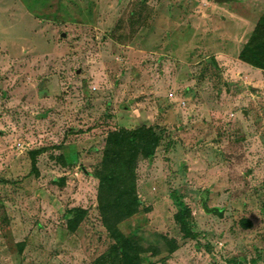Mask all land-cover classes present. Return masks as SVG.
<instances>
[{
	"label": "rangeland",
	"instance_id": "374dc122",
	"mask_svg": "<svg viewBox=\"0 0 264 264\" xmlns=\"http://www.w3.org/2000/svg\"><path fill=\"white\" fill-rule=\"evenodd\" d=\"M264 0H0V264H97L107 135L153 125L144 264H264V71L239 52ZM44 148L36 170L29 151ZM208 190V206L202 192ZM191 209L199 234L174 216ZM84 207L75 230L66 211ZM250 224L245 225L244 221Z\"/></svg>",
	"mask_w": 264,
	"mask_h": 264
},
{
	"label": "trees",
	"instance_id": "16d2710c",
	"mask_svg": "<svg viewBox=\"0 0 264 264\" xmlns=\"http://www.w3.org/2000/svg\"><path fill=\"white\" fill-rule=\"evenodd\" d=\"M239 59L264 71V12L258 18L250 36L239 52ZM153 125H140L110 131L106 138L103 157L92 171L98 179V208L113 243L97 259V264H144V249L131 235H126L119 224L135 215L142 205L137 192V167L142 158L152 160L164 139V133ZM44 148L29 151L33 169ZM203 207L209 213H221L217 206H208V190L202 192ZM87 209L76 206L66 211L68 227L75 230ZM174 219L187 238H197L192 224L191 209L182 205ZM245 225L250 224L244 221Z\"/></svg>",
	"mask_w": 264,
	"mask_h": 264
}]
</instances>
